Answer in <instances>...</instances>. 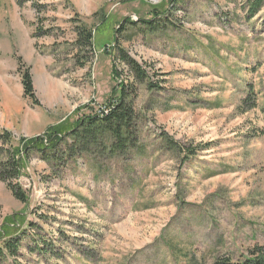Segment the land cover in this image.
<instances>
[{
  "label": "rangeland",
  "instance_id": "rangeland-1",
  "mask_svg": "<svg viewBox=\"0 0 264 264\" xmlns=\"http://www.w3.org/2000/svg\"><path fill=\"white\" fill-rule=\"evenodd\" d=\"M167 1L0 0V130L13 147L110 101L115 31V47L158 86L137 85L145 152L131 154L126 174L91 181L81 166L54 178L31 155L17 180L26 204L0 182V245L31 223L59 248L58 259L28 252V232L0 264H213L264 245V5L249 20L243 0H183L169 9L170 30H117ZM80 26L92 33L90 51L73 46ZM35 29L49 36L34 39ZM18 59L35 102L23 97ZM248 86L257 107L241 112Z\"/></svg>",
  "mask_w": 264,
  "mask_h": 264
},
{
  "label": "trees",
  "instance_id": "trees-1",
  "mask_svg": "<svg viewBox=\"0 0 264 264\" xmlns=\"http://www.w3.org/2000/svg\"><path fill=\"white\" fill-rule=\"evenodd\" d=\"M245 3L241 8L249 20L258 14L263 8L264 0H243ZM167 10H152L149 19H137L132 21L124 18L117 25V30L124 27H136L138 24L147 28L150 33L170 30L172 23L166 24L170 8H173L183 0H168ZM158 20V21H156ZM158 22V23H157ZM161 24V25H160ZM116 32L113 34V45L109 50L111 59V79L115 82L112 89L110 101L94 113H84L76 117L71 124H59L49 126L41 135L34 136L28 140H19L17 144L22 147L15 148L13 135L7 130H0V182L11 192L12 197L21 204L27 203L28 196L18 185L22 165L26 163L31 155L44 163L51 176L58 178L65 175V170L70 173L78 172V162H89L87 172L93 180L100 181L103 178L112 176L119 169L125 174L129 170L126 163L130 162L131 154L139 155L145 152V144L141 136L142 126L140 114L134 108V101L137 97V85H142L147 91L157 89L158 86L149 77L147 71L135 60H133L123 49L115 47ZM41 34V35H37ZM76 39L73 46L79 50L90 51L93 47V36L86 26L77 27L75 30ZM49 36L48 32L37 33L34 30V39ZM109 47V46H108ZM117 64H122L127 70V77L120 78ZM18 72L23 90V97L34 101V92L31 76L28 69H23L20 59H18ZM159 82V81H156ZM245 107V108H244ZM257 101L253 88L248 86L245 98L242 99L241 112L256 108ZM264 115V106L261 108ZM140 125H139V123ZM166 146L176 147L180 152V147L163 133H159L155 138ZM182 152V151H181ZM16 155L19 158H16ZM75 173V174H76ZM215 176V175H214ZM36 229L34 224L28 223L27 229L13 238L3 239L0 245V263L6 257L15 259L22 248L21 238L26 233L31 237L33 248L28 246L25 249L34 252L37 256H49L59 258V248L53 242L50 233L43 235H33ZM213 264H264V245H254L246 251L244 255H238L236 259L229 255L217 256Z\"/></svg>",
  "mask_w": 264,
  "mask_h": 264
},
{
  "label": "crops",
  "instance_id": "crops-1",
  "mask_svg": "<svg viewBox=\"0 0 264 264\" xmlns=\"http://www.w3.org/2000/svg\"><path fill=\"white\" fill-rule=\"evenodd\" d=\"M88 163H89V162H88ZM84 172H85V173L87 172V171L85 170V168L82 169L78 174L81 175V174H83ZM86 174H87V173H86ZM82 176H83V175H82ZM85 176H88V179H90L91 181H93V180H92V177H91L90 174H87V175H85Z\"/></svg>",
  "mask_w": 264,
  "mask_h": 264
}]
</instances>
